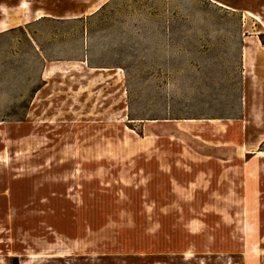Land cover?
<instances>
[{"label": "rangeland", "instance_id": "obj_1", "mask_svg": "<svg viewBox=\"0 0 264 264\" xmlns=\"http://www.w3.org/2000/svg\"><path fill=\"white\" fill-rule=\"evenodd\" d=\"M1 23L0 264H264V0Z\"/></svg>", "mask_w": 264, "mask_h": 264}, {"label": "bare ground", "instance_id": "obj_2", "mask_svg": "<svg viewBox=\"0 0 264 264\" xmlns=\"http://www.w3.org/2000/svg\"><path fill=\"white\" fill-rule=\"evenodd\" d=\"M101 8V7H100ZM11 24H8V23H1L0 24V28L2 27L3 29H4V31H6V30H8V28L7 27H9ZM250 45H252V44H254V42H250L249 43ZM257 46L259 47V50L261 51V52H263V50H264V46H262L261 44H260V42H257ZM247 52H246V57H247Z\"/></svg>", "mask_w": 264, "mask_h": 264}, {"label": "crops", "instance_id": "obj_3", "mask_svg": "<svg viewBox=\"0 0 264 264\" xmlns=\"http://www.w3.org/2000/svg\"><path fill=\"white\" fill-rule=\"evenodd\" d=\"M223 6V5H222ZM47 79V78H46ZM253 153H257V154H260V153H262V154H260V155H264V151H259V152H253ZM254 155V154H253ZM256 155V154H255ZM255 157H257V156H255ZM262 166H263V169H261L262 171L264 170V161L262 162ZM249 175H252L251 173L249 174ZM250 177V176H249ZM245 179L247 180V176H245ZM251 179V178H250ZM255 183H256V188L259 186L258 185V182H257V180L256 181H254ZM262 187H264V184L262 183ZM264 190V189H263Z\"/></svg>", "mask_w": 264, "mask_h": 264}]
</instances>
